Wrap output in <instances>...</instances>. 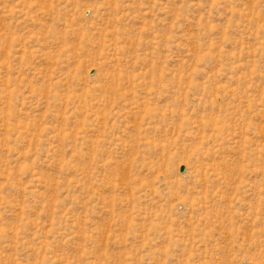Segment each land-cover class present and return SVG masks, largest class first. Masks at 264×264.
<instances>
[{
	"label": "rangeland",
	"instance_id": "obj_1",
	"mask_svg": "<svg viewBox=\"0 0 264 264\" xmlns=\"http://www.w3.org/2000/svg\"><path fill=\"white\" fill-rule=\"evenodd\" d=\"M0 264H264V0H0Z\"/></svg>",
	"mask_w": 264,
	"mask_h": 264
},
{
	"label": "water",
	"instance_id": "obj_2",
	"mask_svg": "<svg viewBox=\"0 0 264 264\" xmlns=\"http://www.w3.org/2000/svg\"><path fill=\"white\" fill-rule=\"evenodd\" d=\"M183 170H184V168H183V167H181V168H180V172H183Z\"/></svg>",
	"mask_w": 264,
	"mask_h": 264
}]
</instances>
